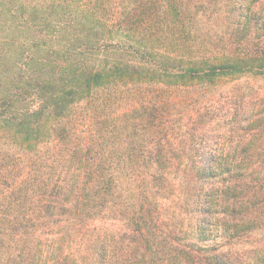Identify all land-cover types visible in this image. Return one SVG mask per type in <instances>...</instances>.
<instances>
[{
  "label": "trees",
  "instance_id": "16d2710c",
  "mask_svg": "<svg viewBox=\"0 0 264 264\" xmlns=\"http://www.w3.org/2000/svg\"><path fill=\"white\" fill-rule=\"evenodd\" d=\"M0 264H264V0H0Z\"/></svg>",
  "mask_w": 264,
  "mask_h": 264
},
{
  "label": "rangeland",
  "instance_id": "374dc122",
  "mask_svg": "<svg viewBox=\"0 0 264 264\" xmlns=\"http://www.w3.org/2000/svg\"><path fill=\"white\" fill-rule=\"evenodd\" d=\"M259 85H262V84H259Z\"/></svg>",
  "mask_w": 264,
  "mask_h": 264
}]
</instances>
